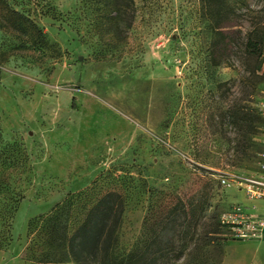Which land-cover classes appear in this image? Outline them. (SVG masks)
<instances>
[{
    "label": "rangeland",
    "instance_id": "rangeland-1",
    "mask_svg": "<svg viewBox=\"0 0 264 264\" xmlns=\"http://www.w3.org/2000/svg\"><path fill=\"white\" fill-rule=\"evenodd\" d=\"M129 2L130 16L115 34L106 0H0V23L13 6L48 39L42 46L0 27V213L12 216L0 231L7 237L0 264H43L30 219L101 173L102 192L127 198L121 252L146 239L147 218L177 202L204 201L206 221L231 204L251 206L223 183L257 159L248 131L239 141L226 114L264 98V62L248 74L244 64L256 62L244 55L243 42L263 16L264 0H225L220 12L207 0ZM220 17L239 23L233 28L240 39L215 67L212 24ZM212 238L223 256L212 244L201 260L264 264V238Z\"/></svg>",
    "mask_w": 264,
    "mask_h": 264
},
{
    "label": "trees",
    "instance_id": "trees-1",
    "mask_svg": "<svg viewBox=\"0 0 264 264\" xmlns=\"http://www.w3.org/2000/svg\"><path fill=\"white\" fill-rule=\"evenodd\" d=\"M129 1L106 0L108 15L115 26L112 31L115 34L120 32L121 22L126 20L128 15L130 16ZM207 1L211 7L217 8L218 12L223 9L225 3V0ZM261 12L263 16L257 18L253 28L247 32L243 40L244 55L248 60L256 62L254 65L249 62L244 64L245 70L250 75H254L263 63L264 24L261 22L264 20V6ZM5 13L7 21L0 23L1 28H12L24 35L28 34L33 43L47 45L46 32L31 17L13 6H8ZM220 19L212 24V28L216 29L211 56L212 65L215 67L227 61L232 54L234 43L240 39L239 31L233 28L239 23L229 18L225 20L220 17ZM226 115L239 141L241 135L248 131L246 136L249 134V139L253 141L258 154L260 147L257 136L264 120L256 105L247 109L246 106L235 104L228 109ZM102 174L85 189L68 193L49 213L30 219L28 234L34 235L31 241L43 249L37 262L51 264L71 258L76 264H168L173 260H180V264H222L220 258L216 260L200 258L205 254L202 251H207L212 244L219 245L222 257V244L216 243L212 236L225 233L218 220L219 216L213 214L207 218V221L204 220L207 211L204 201L200 205L180 201L169 209L164 207V210L156 213L154 219L153 215H151L152 219L151 216L146 219L144 226L146 239L128 251L121 252L120 228L127 198L123 192L116 189L102 192L105 184V180L101 179ZM3 217L4 215L0 213V231L2 226L10 227L8 218H12L11 215L5 219ZM8 232L10 233V230ZM6 238L0 237V249Z\"/></svg>",
    "mask_w": 264,
    "mask_h": 264
},
{
    "label": "built area",
    "instance_id": "built-area-1",
    "mask_svg": "<svg viewBox=\"0 0 264 264\" xmlns=\"http://www.w3.org/2000/svg\"><path fill=\"white\" fill-rule=\"evenodd\" d=\"M262 58L264 62V48ZM256 107L264 120V98L256 104ZM257 137L260 150L254 168L242 174L232 175L230 178L226 177L223 183L243 192L248 200L264 202V121ZM253 210L252 206L243 203L231 204L229 209L223 210L218 220L225 234L242 241L264 238V213Z\"/></svg>",
    "mask_w": 264,
    "mask_h": 264
},
{
    "label": "crops",
    "instance_id": "crops-1",
    "mask_svg": "<svg viewBox=\"0 0 264 264\" xmlns=\"http://www.w3.org/2000/svg\"><path fill=\"white\" fill-rule=\"evenodd\" d=\"M251 201L250 204L253 207L254 211L258 213H264V202L263 201Z\"/></svg>",
    "mask_w": 264,
    "mask_h": 264
}]
</instances>
